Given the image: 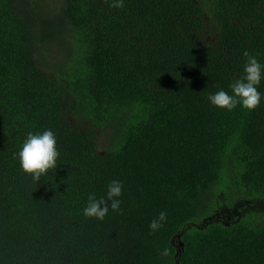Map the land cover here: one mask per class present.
Wrapping results in <instances>:
<instances>
[{
	"label": "trees",
	"instance_id": "16d2710c",
	"mask_svg": "<svg viewBox=\"0 0 264 264\" xmlns=\"http://www.w3.org/2000/svg\"><path fill=\"white\" fill-rule=\"evenodd\" d=\"M113 3L0 0V264H264V69L255 110L208 100L264 65V0ZM45 130L36 182L17 154Z\"/></svg>",
	"mask_w": 264,
	"mask_h": 264
},
{
	"label": "clouds",
	"instance_id": "9594fccd",
	"mask_svg": "<svg viewBox=\"0 0 264 264\" xmlns=\"http://www.w3.org/2000/svg\"><path fill=\"white\" fill-rule=\"evenodd\" d=\"M112 7H123V0H114ZM247 61L243 68V76L230 85L232 94L224 90H219L208 97L209 103L217 108L233 110L238 104L248 110H255L261 102V94L258 91V85L262 79V69L258 60L249 55L247 51L243 53ZM20 168L26 174L32 176L33 180L38 182L42 175H46L50 169L57 167V158L59 152L56 148V137L51 130H45L42 133H29L18 152ZM122 195V184L113 180L108 185L106 197L97 199L94 194L88 196V203L83 209V214L88 218H96L103 221L108 214L109 207L112 211L120 210ZM167 215L165 212L159 213L158 217L149 224L151 232H156L163 227ZM162 255H167L165 249Z\"/></svg>",
	"mask_w": 264,
	"mask_h": 264
},
{
	"label": "rangeland",
	"instance_id": "374dc122",
	"mask_svg": "<svg viewBox=\"0 0 264 264\" xmlns=\"http://www.w3.org/2000/svg\"><path fill=\"white\" fill-rule=\"evenodd\" d=\"M54 1H56V0H49L50 4H53Z\"/></svg>",
	"mask_w": 264,
	"mask_h": 264
},
{
	"label": "bare ground",
	"instance_id": "6f19581e",
	"mask_svg": "<svg viewBox=\"0 0 264 264\" xmlns=\"http://www.w3.org/2000/svg\"><path fill=\"white\" fill-rule=\"evenodd\" d=\"M128 122H130V121H128ZM138 123V122H137ZM135 124H136V122H135Z\"/></svg>",
	"mask_w": 264,
	"mask_h": 264
}]
</instances>
